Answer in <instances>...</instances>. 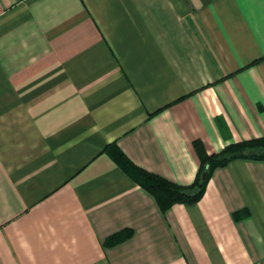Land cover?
I'll return each instance as SVG.
<instances>
[{"label": "crops", "instance_id": "1", "mask_svg": "<svg viewBox=\"0 0 264 264\" xmlns=\"http://www.w3.org/2000/svg\"><path fill=\"white\" fill-rule=\"evenodd\" d=\"M262 136L264 0H0V264H264V159L118 160Z\"/></svg>", "mask_w": 264, "mask_h": 264}, {"label": "trees", "instance_id": "2", "mask_svg": "<svg viewBox=\"0 0 264 264\" xmlns=\"http://www.w3.org/2000/svg\"><path fill=\"white\" fill-rule=\"evenodd\" d=\"M196 143H199L196 141ZM237 157H253L264 159V136L231 143L220 152L201 157L200 168L196 179L191 184L183 185L173 182L157 173H152L138 167H129L127 159H118L127 171L132 172L139 182L153 193L163 207L174 203H196L204 195L206 185L213 170ZM134 171V172H133ZM121 235H116L120 239Z\"/></svg>", "mask_w": 264, "mask_h": 264}]
</instances>
